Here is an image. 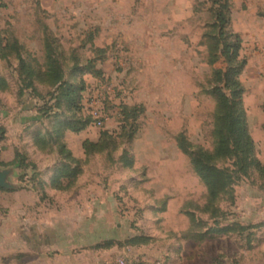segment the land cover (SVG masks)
Returning <instances> with one entry per match:
<instances>
[{"label":"rangeland","instance_id":"1","mask_svg":"<svg viewBox=\"0 0 264 264\" xmlns=\"http://www.w3.org/2000/svg\"><path fill=\"white\" fill-rule=\"evenodd\" d=\"M215 1L77 0L71 10L66 0H0V37L20 46L19 56L12 49L0 56V155L6 159L21 147L36 162L34 169L0 162V169H13L14 186L0 189V220L13 218L17 204L53 205L39 186L40 171L58 146L38 153L30 143L36 134L53 135L62 122L83 121L93 106L101 127L66 131L67 143L82 151L81 141L96 142L105 133L108 148L82 160L75 179L60 181L71 193L57 200L105 205L112 239L99 245L113 246L100 248L110 250L104 264L117 257L128 264H264V0H228L227 29L239 37L245 60L238 82L257 167L234 175L231 198L210 206L190 162L216 144L210 91L221 87L213 74L227 63L220 45L218 59L209 62L211 38L219 32ZM46 42L64 80L84 85L81 111L52 101L55 87L42 80ZM63 160L55 156V165ZM211 163L235 172L232 159ZM225 226L232 232H215ZM87 247L83 264H93Z\"/></svg>","mask_w":264,"mask_h":264},{"label":"trees","instance_id":"2","mask_svg":"<svg viewBox=\"0 0 264 264\" xmlns=\"http://www.w3.org/2000/svg\"><path fill=\"white\" fill-rule=\"evenodd\" d=\"M216 6L218 9L216 13V23L218 25L219 32L211 38L214 43L210 46L209 62L213 63L218 59L216 51L220 47V55L226 58L227 66L224 70H217L214 72V80L219 85L214 86L210 94L213 96L216 105V116L213 126L214 136L216 138L215 148L212 153L198 152L190 157L192 168L199 180L206 188L209 205H213L218 198L223 195L232 196L234 175H245L251 167H257V163L253 157V142L249 134L244 113L242 110V93L243 90L238 82V77L245 66V60L239 58V50L241 49V41L236 34L231 33L227 29L229 23V3L228 0H216ZM231 39L232 41L228 40ZM221 41V42H220ZM19 45L12 43L8 45V42L3 41L0 37V56L4 57L6 50L17 51L18 54ZM46 61L44 63V71L42 79L45 82H49L55 87V95L52 101L56 106L60 103L65 104L71 109L81 111L82 105V93L84 91V85H74L67 82L63 78L62 71L57 60L54 58L51 52L50 43L45 44ZM20 59V64L22 65ZM28 73V72H27ZM29 74V73H28ZM96 76L101 75V71L98 69L95 72ZM52 135V132L46 133L45 136L36 134L33 143L41 151H45L55 144L58 146V151L55 156L63 155V162L57 163L54 166L53 174L50 178V187L55 190H68L67 187H62L60 181L62 179L73 180L81 173L79 164L80 160L72 157L71 152L66 148L62 141L64 133L70 131L77 133L84 130L88 125L92 124V119L87 115L83 121L68 120L61 123ZM103 135L99 136L96 142L90 140H84L81 144L83 154L89 157L93 153H100L106 150L108 146L102 145ZM186 144L183 137L178 140V147L186 153ZM15 152L14 159L11 164H17L20 167L35 168L33 162L28 160L25 155ZM212 159H232L234 171L228 168H218L211 163ZM30 163V164H28ZM39 186H43V183H39ZM261 226H264L261 225ZM240 229L239 227H237ZM217 234H226L232 232L231 227H219L215 230ZM146 241V239H141ZM130 243L135 244V240L131 239ZM113 244L107 242L104 245H98L99 248H110Z\"/></svg>","mask_w":264,"mask_h":264},{"label":"crops","instance_id":"3","mask_svg":"<svg viewBox=\"0 0 264 264\" xmlns=\"http://www.w3.org/2000/svg\"><path fill=\"white\" fill-rule=\"evenodd\" d=\"M51 1L57 4L61 0ZM75 1L77 0H66L71 10L74 9L72 2ZM69 134L70 132L64 133L63 142L66 148L73 158L84 160L82 147V151L79 149L75 152L67 143ZM30 146L34 151L42 152L32 141ZM15 152H24L28 160L36 165V162L26 151H22L21 147L9 151L6 159L0 155V162L3 160L6 163L12 162ZM53 157L50 160V166L40 173L45 195L55 201L50 206V204L34 200L27 208L17 204L13 218L6 221L0 220L3 226V230H0V264H83V256L86 252L84 248L88 245L87 248L94 259L93 264H104L106 257L110 254V250H102L98 247L102 241L112 239L111 221L102 212L105 205L98 200L85 203L84 207H79L75 201L69 203L61 201L62 198L58 201L57 199L62 196L66 198L71 191L55 190L50 187V178L56 164L55 155ZM54 195L57 198H54ZM85 208H90V212L86 211L83 215L82 211ZM66 209H70L71 212L67 213ZM6 226L9 230L5 229ZM87 242H89L88 245H86Z\"/></svg>","mask_w":264,"mask_h":264},{"label":"built area","instance_id":"4","mask_svg":"<svg viewBox=\"0 0 264 264\" xmlns=\"http://www.w3.org/2000/svg\"><path fill=\"white\" fill-rule=\"evenodd\" d=\"M260 51L262 52V54L264 56V45L260 46ZM104 90L108 91L109 89L108 88H104ZM95 100H96V97H95ZM92 103H94V101ZM92 105H94V104H92ZM89 116L91 117L92 124L94 126L101 127L102 120H101V117L99 116L98 110L95 107L91 106V111L89 113ZM113 264H128V263H127V260L124 257H117L115 259V261L113 262Z\"/></svg>","mask_w":264,"mask_h":264},{"label":"water","instance_id":"5","mask_svg":"<svg viewBox=\"0 0 264 264\" xmlns=\"http://www.w3.org/2000/svg\"><path fill=\"white\" fill-rule=\"evenodd\" d=\"M13 175V169H0V189L12 190L13 184L10 182V177Z\"/></svg>","mask_w":264,"mask_h":264}]
</instances>
